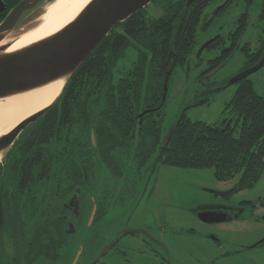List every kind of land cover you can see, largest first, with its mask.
Masks as SVG:
<instances>
[{
  "label": "trees",
  "instance_id": "trees-1",
  "mask_svg": "<svg viewBox=\"0 0 264 264\" xmlns=\"http://www.w3.org/2000/svg\"><path fill=\"white\" fill-rule=\"evenodd\" d=\"M18 1L5 0L0 20ZM208 3L169 4L167 15L149 21L144 35L141 18L129 17L124 23L128 36L118 30L106 34L69 76L55 102L20 132L0 161V264L56 262L68 233L60 216V197L53 190L67 189L71 173L82 172L91 158L116 156L110 151H126L141 161L152 157L157 165L213 166L220 180L238 175L227 193L259 180L264 172V95L257 92L250 75L237 81L215 121L186 114L187 107L208 99L197 94L181 109L172 122H177L173 133L162 144L172 124L164 122L166 98L161 103L165 76L171 70V79L178 66H184ZM239 21L233 45L200 72L201 78L238 47L245 54L242 68L260 58L264 38L256 49L248 41L239 44L246 12ZM128 45L137 50L135 59L119 67L117 60ZM224 85L225 81L217 87Z\"/></svg>",
  "mask_w": 264,
  "mask_h": 264
},
{
  "label": "rangeland",
  "instance_id": "rangeland-1",
  "mask_svg": "<svg viewBox=\"0 0 264 264\" xmlns=\"http://www.w3.org/2000/svg\"><path fill=\"white\" fill-rule=\"evenodd\" d=\"M47 1L41 2L28 12L19 25H22L29 16L38 13L40 7ZM216 2L217 0H211L208 9L215 6ZM261 2L262 0H233L215 17L214 22L208 28L197 31L199 42L194 47L191 65L178 66L170 79L166 96L165 125L176 120L181 109L197 94L208 99L187 107L186 114L188 116L192 119H202L209 122L215 121L221 116L226 102L237 89L238 82L235 81L219 87L217 85L228 80L242 69L245 64V54L239 47L236 48L228 59L223 61L222 65L211 73H209L210 69L201 78L200 72L205 69L206 65L205 63L198 65L197 51L206 35L212 34L218 29L224 35V33L235 29L242 12L247 13V21L239 42L242 44L248 41L251 48L256 49L264 38V16H260ZM149 10L152 14L157 12L155 5H151ZM214 53L205 50L203 56H212ZM135 56V52L129 51L121 63L128 64ZM250 77L257 92L264 95V64L252 72ZM2 159L3 157L0 160ZM237 178L238 175L226 180L217 179L214 176L213 166L185 167L159 163L154 176L153 191L149 203L143 204L142 201L133 214L130 224H133L134 219L139 224H143L145 220L149 224L152 223L154 230H159L155 234L162 238L169 247L168 252L173 261H180L184 264H210L211 261L209 262V260L215 258L213 264H236V258L243 253L242 251L237 254L235 251L236 245H239L238 242L248 243L257 239L260 231L264 230V223L254 221L252 214L248 213L249 208H245L243 214L246 215V218L244 220H220L215 225L210 226L200 219L196 210L203 202L215 201L221 204H238L239 200L244 198L255 197L254 199L257 200L258 195L263 194L264 196V172L252 187L233 193L230 199L209 192L227 189L234 184ZM43 191L46 192L44 188ZM53 191L56 194L55 190ZM46 194L48 198L56 202L57 199H54L52 194ZM125 215L121 212L110 213L100 225L96 228L93 227L89 232L88 229L91 228L89 219L87 224L85 222L84 225L78 223L77 226L81 229L71 232L70 241L63 247L60 259L51 263L40 261L38 264L41 262L42 264H70L79 249L81 254L78 264L88 263L104 246L102 244L104 239L113 235L115 229L126 222L127 215ZM190 228H193L194 232H190ZM207 232L216 233L221 238L219 247L212 246V242L206 240L203 234L206 235ZM119 245L121 246V238L115 247L109 249L101 257L97 264H120L121 251H116V248L120 247ZM134 248L137 246L125 247L127 256L132 259L131 264H161L156 260H151L148 263L145 256L139 254V251ZM141 248L142 252H147L144 246L141 245ZM245 257H247V259L245 258L246 264L249 263L250 258L255 259L259 264H264V247L247 250Z\"/></svg>",
  "mask_w": 264,
  "mask_h": 264
},
{
  "label": "flooded vegetation",
  "instance_id": "flooded-vegetation-1",
  "mask_svg": "<svg viewBox=\"0 0 264 264\" xmlns=\"http://www.w3.org/2000/svg\"><path fill=\"white\" fill-rule=\"evenodd\" d=\"M232 1L233 0H217L215 4L216 7L212 6L208 9V6L211 2V0H209V3L203 8L197 31L199 29H202L203 31L204 29L208 28L214 22L215 17ZM180 2H182V0H151L143 7L136 9L125 19L114 23L108 33L118 30L121 31V34H125L128 36L126 28L124 27V23L129 17L137 14L138 18L140 17L141 21L144 24L145 28L144 31H142L144 35L149 30V21L153 22V20L157 17L167 15L169 4ZM185 2L186 4H189L194 2V0H185ZM151 5H155V7L157 8V12L153 14L151 13V11L149 10V7ZM206 9L208 10L206 11ZM261 11H264V0H262L261 2ZM239 23L240 21L238 20L237 26ZM237 26L235 27V29L224 33V35L220 29L216 30L212 34L206 35L201 41L200 45L208 38H211V40L203 49L200 56L196 57L198 65H200L201 63H205V68H208L220 56V53L223 50L229 51V48L233 45L235 38H237L238 36V33H236ZM241 34L239 36V39L241 38ZM239 39L238 43L240 44ZM197 42L199 41L196 34L195 45L197 44ZM194 47L185 61V66L186 64L191 65ZM124 50L125 55L117 60V65L119 67H121V62H123L122 59L127 56V53L129 51L135 53L137 51L133 47V45H128ZM205 50L215 53L212 56L205 57L203 56V52ZM134 59L135 57H133L130 62ZM218 64L219 63H217L216 65ZM213 67H211V69H213ZM209 72H211V70ZM91 130L94 131V128H92ZM92 144L95 146L97 143L94 144L92 142ZM109 153L115 154L116 156H110L105 160H100L97 157L91 158L90 162L88 161V164L82 167V172L71 173V179H68L69 185L67 189L55 190V193H57L58 197H60V216L66 221L65 231L66 234L68 233V235H66L64 243H62V245L59 247L58 254L55 256L54 260L58 261L60 259L63 247L66 246L70 241L71 232L79 230L80 227H78L77 224L79 223L84 225V222L87 224L88 219L90 220L91 217L90 213L92 214L94 212L91 219L92 221H89L91 228L88 229V232L93 229V227L96 228L98 225H100L105 220V217H107V215H109L110 213L121 212L127 215L126 222L116 228L113 235H109L108 237H106V239H104L105 241L102 244L109 246L105 250V252L100 255L96 261H94L96 256L98 255L97 253L96 256H93V258L88 263L94 261L93 264H97L100 261L101 257L104 256L109 249L111 250L113 247H115V245L120 241L121 238V246L119 245L120 247H117L118 249L116 248L117 252H119V250L121 251V262H119L120 264H131L132 259L127 256V250L125 249V247L127 248L131 246H137V248L134 249H137L136 251H139V254L145 256L148 263H150L151 260H156L161 264H184L180 261H173L168 252L169 247L166 245L165 241L162 238L155 234V232H158L159 230H154V225L152 223L149 224L148 221L145 220L143 224H139V222L134 219L133 224H130V220L133 214L139 208L142 201L143 204L149 203V199L153 191V180L157 171V163L153 162L154 159L152 157L141 161L140 159H137V157L130 155L131 153L122 150L110 151ZM117 154H120V156ZM228 189L229 188L221 191L215 190L209 192L220 194L223 197L230 199L233 193H227ZM262 196L263 194L258 195L256 197L257 200L254 199L255 197L244 198L239 200L238 204H221L215 201L209 203L203 202L197 208L196 213L205 212L206 216L212 217L213 220L200 219L203 220L206 224H210V226H213L218 222L214 219L223 216H228V219L226 220H244L246 218V215L243 214V211L245 208H249L248 213L250 215L252 214L254 221H256L257 223H264V196ZM75 198L78 201L77 212L75 211L76 208L74 205V201L76 200ZM99 212H101L100 216L98 215ZM125 227H140L142 229L133 232H124L122 231V229ZM190 232H194L193 228H190ZM203 235L206 237V240L212 242V246L219 247L221 245V238L216 233L207 232L206 235ZM82 239L83 237L81 238V240ZM238 244L239 245H236L235 247V251L237 252V254L242 251L243 253L242 255H240V257L236 258L235 263L246 264L245 258L247 259V257H245V252L247 250L261 246L264 247V230L260 231V235L258 236V238L254 239L252 242H238ZM141 245L145 247L147 252H142ZM78 261L76 264H78ZM214 261L215 258L209 260L210 264H213ZM248 262L249 263L247 264H259L253 258H250ZM88 263L86 262L84 264Z\"/></svg>",
  "mask_w": 264,
  "mask_h": 264
},
{
  "label": "water",
  "instance_id": "water-1",
  "mask_svg": "<svg viewBox=\"0 0 264 264\" xmlns=\"http://www.w3.org/2000/svg\"><path fill=\"white\" fill-rule=\"evenodd\" d=\"M43 1L45 0H19L12 6L0 20V41L3 40L9 32L18 27L28 12ZM149 1L151 0H91L71 22L49 36L36 40L14 51H5L10 43L0 44V97L27 91L64 76L66 77V83L69 76L75 71L87 54L108 33L114 23L125 19L128 15L136 9L146 5ZM5 7V0H0V12L3 11ZM210 40L211 38H208L200 45L197 51V57L200 56ZM222 64L223 62H220L211 69V72L215 71ZM263 64L264 48L260 58L255 63L233 74L225 81V84L233 83L250 75ZM170 72L171 70L167 71L165 76L161 103L166 98ZM60 92L50 104L25 117L11 130L0 135V149H5L4 154L24 127L52 105ZM145 112L146 110H143L139 115H143ZM180 117L181 116H179V118ZM230 122L231 119L227 121L226 126H229ZM176 124L177 122H174L170 125L163 137L162 144L167 143ZM91 137L92 142L96 144L93 130H91ZM74 205L76 208L75 211L77 212V199L74 201ZM93 214L94 212L91 214L90 221ZM197 214L201 219L213 220L212 217L206 216L205 212H198ZM226 219H228V216L215 218L214 220L220 221ZM140 229L142 228L125 227L122 231L133 232ZM108 247V245L102 246L94 261H96ZM80 253L81 250L79 249L70 264L77 263ZM94 261L88 264H93Z\"/></svg>",
  "mask_w": 264,
  "mask_h": 264
},
{
  "label": "bare ground",
  "instance_id": "bare-ground-1",
  "mask_svg": "<svg viewBox=\"0 0 264 264\" xmlns=\"http://www.w3.org/2000/svg\"><path fill=\"white\" fill-rule=\"evenodd\" d=\"M91 0H48L38 13L25 19L9 32L0 44H9L5 51H14L57 32L71 22ZM66 77H60L39 87L0 97V135L18 122L50 104L58 95ZM4 129V130H3ZM5 149H0V159Z\"/></svg>",
  "mask_w": 264,
  "mask_h": 264
}]
</instances>
